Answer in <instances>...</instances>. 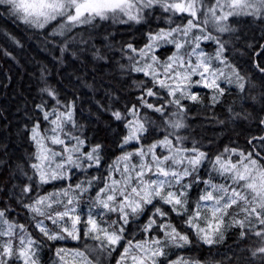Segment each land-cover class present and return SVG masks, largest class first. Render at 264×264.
Wrapping results in <instances>:
<instances>
[{
    "label": "snow or ice",
    "instance_id": "snow-or-ice-1",
    "mask_svg": "<svg viewBox=\"0 0 264 264\" xmlns=\"http://www.w3.org/2000/svg\"><path fill=\"white\" fill-rule=\"evenodd\" d=\"M0 5L45 32L58 22L48 34H71L62 53L80 26L110 18L148 25L139 42L113 38L105 45L112 55L92 52L108 65L118 54L120 75L136 89L123 103L109 93L108 105L100 106L108 114L106 126H116L107 144L77 119V97L62 95L41 78L23 125L32 150L0 201V264H40V249L48 245L51 251L53 243L54 264H105L116 252L115 264H201L171 249L190 246L193 234L203 245H214L225 239V228L236 231L240 243L251 241L247 251L264 264V135L248 132L243 143L230 140L211 152L195 141L188 147L181 135L187 130L184 101L201 102L198 88L208 91L212 108L221 109L220 125L243 132L251 120L264 132V91L253 93L254 79L264 83V43L241 36L237 19L264 24V0H0ZM152 16L163 17L166 26L153 28ZM81 41L87 43L83 36ZM208 43L215 45L214 53L202 47ZM74 171L86 179L73 182ZM211 174L222 182H213ZM193 183L205 187L190 202ZM15 208L23 217L12 216ZM130 228L143 238L126 239ZM69 240L77 244L61 246Z\"/></svg>",
    "mask_w": 264,
    "mask_h": 264
},
{
    "label": "trees",
    "instance_id": "trees-1",
    "mask_svg": "<svg viewBox=\"0 0 264 264\" xmlns=\"http://www.w3.org/2000/svg\"><path fill=\"white\" fill-rule=\"evenodd\" d=\"M237 19L241 36L247 37V41L253 44L264 43V40L260 39L264 34V24L257 23L251 18ZM158 23L166 26L163 17L158 21L156 16H152V27L155 28ZM56 25L57 23L52 24V27L46 26L47 32H45L43 29L22 23L0 5V201L5 200L8 190L15 183L12 180L13 175H19L17 166L26 160L28 152L32 150L23 125L26 121V112L31 107L30 102L38 93L37 86L42 77L57 86L62 95H67L69 98L77 97V119L81 124H85V131L90 136L100 137L106 144L109 139L115 137L116 126L115 124L111 127L106 126L108 114L100 106L108 105L109 93L113 97L119 95L123 103V100L130 98L129 93L136 92L135 88L130 87V81L126 83L125 78L119 73L115 64L118 54L112 56L114 63L108 65L105 61L95 60L92 52L100 49L102 53L107 52L112 55L113 50L105 45L112 44L113 38L115 41H120L132 37L139 42L142 33L148 28L147 24L141 28L133 22L124 24L110 18L92 26H80L79 29L74 30L75 38L66 45L67 51L64 53L60 51V46L64 44L65 37L71 34L66 32L65 37L57 35L53 38L48 33H51ZM81 36L86 44L81 41ZM106 36L109 39L105 40ZM224 38L228 39L227 35ZM115 47L118 48L119 45L116 44ZM214 48L215 45L212 46V53ZM235 55L238 56L239 52ZM253 83L254 94L259 95L264 91V83L258 78L254 79ZM196 91L201 95V102L184 101L188 108L185 120L187 130L182 131L181 135L188 138L186 141L188 147H192L195 141L202 150L211 152L217 148L222 150L230 140L243 143L248 132L254 136L264 135V132L256 131V125L251 120L243 125V132L241 127L235 125L223 127L217 122L218 119L223 118L220 115L221 109L209 105L208 91ZM259 107L260 105L257 104L256 108ZM109 152L118 154L112 147L109 148ZM200 171L203 178L209 177L210 173L206 168H201ZM90 174L97 175L95 170ZM211 175L214 177L213 182H221L218 176ZM203 188V183L199 185L193 183L190 202L198 199ZM81 202L85 204L84 201ZM17 212L23 217L24 213L19 208L12 211V216L15 217ZM111 218L114 219L115 216ZM224 237L223 241H218L214 245H203L193 234L190 246L180 251L171 249V252L198 259L201 264H248L249 261L252 264H260L259 259L252 257L247 251L252 246L251 241L240 243L238 233L232 228H225ZM142 238L139 231L133 236L131 228L126 236V239L133 240ZM91 243L89 241V244ZM76 244L77 242L69 240L67 243L62 242L61 246L71 248ZM55 247L53 243L51 251L48 245L40 249V264H54ZM118 255L119 253L116 252L111 257H107L105 264L109 262L115 264V257Z\"/></svg>",
    "mask_w": 264,
    "mask_h": 264
},
{
    "label": "rangeland",
    "instance_id": "rangeland-1",
    "mask_svg": "<svg viewBox=\"0 0 264 264\" xmlns=\"http://www.w3.org/2000/svg\"><path fill=\"white\" fill-rule=\"evenodd\" d=\"M205 2L206 3H208V0H205ZM211 2H215V0H212ZM116 20H118V19H116ZM55 23H58V22H52V24H55ZM47 26V25H46ZM226 35V34H225ZM212 46H214V44H212V43H208L207 45H203L202 44V47H204V50L206 51V52H209V53H212ZM165 47H171V46H165ZM214 53V52H213ZM162 58H163V53H162ZM196 90H205V89H202V88H198V89H196ZM86 175L87 174H85V173H83V172H80V173H75V171H74V180H73V182H75L76 180H80V179H86ZM116 178L117 179H119V176L117 175L116 176ZM222 182V181H221ZM204 185V184H203ZM204 187H205V185H204ZM191 191L192 190H190V193H191ZM93 195H94V193H93ZM81 206L83 207V209H84V212L85 213H87V204L85 203V204H83L82 202H81ZM92 242V241H91ZM173 250H174V248H173ZM68 259H69V257H68ZM70 260V259H69Z\"/></svg>",
    "mask_w": 264,
    "mask_h": 264
}]
</instances>
